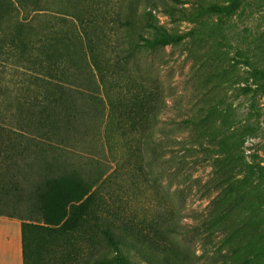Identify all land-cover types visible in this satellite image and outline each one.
Returning <instances> with one entry per match:
<instances>
[{"label":"trees","instance_id":"trees-1","mask_svg":"<svg viewBox=\"0 0 264 264\" xmlns=\"http://www.w3.org/2000/svg\"><path fill=\"white\" fill-rule=\"evenodd\" d=\"M237 2L191 13L189 20L202 28L217 17L204 35L166 29L154 1L151 10L125 21L128 47L112 57L90 41L82 52L48 38L33 47L26 32L31 28L11 20L16 33L0 35V58L22 66L14 68L21 70L11 101L15 112L11 121L5 115L0 122V201L10 198L19 215L1 209L0 215L21 221L23 264H198L192 244L217 238L226 248L219 264H264V167L245 162V138L234 137L236 128L227 134L217 127L226 113L221 100L208 96L217 88H206L203 105L188 119L158 130L163 95L135 75L146 53L187 38L199 47L211 43L221 17L234 12ZM32 5L42 11L39 2ZM0 9L8 13L5 22L18 10L10 1H0ZM205 58L215 70L219 61ZM245 63L254 92H264V70ZM10 71L5 67V75ZM103 118L115 168L102 171L94 157L85 164L66 161L72 144L98 142L101 134L93 126L102 127ZM201 163L210 168L205 182L192 177ZM31 172L40 176L28 187ZM166 175L178 188L162 183ZM194 190L210 202L189 225L182 207ZM21 202L27 206L19 208Z\"/></svg>","mask_w":264,"mask_h":264},{"label":"rangeland","instance_id":"rangeland-1","mask_svg":"<svg viewBox=\"0 0 264 264\" xmlns=\"http://www.w3.org/2000/svg\"><path fill=\"white\" fill-rule=\"evenodd\" d=\"M0 1H10L12 7L18 9L9 15L7 22L5 18L8 13L0 9L2 19L0 35L5 36L7 33L9 37H12L16 32L12 31L11 20H17L31 28L26 32L27 38L31 37L33 40V47L41 48L45 38H48L51 42L54 40L53 43L62 41L63 47L82 52L86 51V45L90 41L92 46H98L106 56L112 57L114 53L121 54V51L128 47L125 21L137 19V14L141 15L144 10H151L154 1H156L154 14L159 23L169 31L187 33L196 29L205 35L211 31L214 23L217 24V17H210L208 23L202 28L189 20L190 14L198 11L200 6L224 7L232 0ZM237 1L234 12L221 17L219 28L215 32L217 35L209 39L211 43L207 42L199 47L197 46L199 42H194V45L191 39L187 38L181 45L168 46L154 53H146L142 58L140 70L135 75L142 77L145 85L156 88L163 95L164 99L161 100L163 106L160 105L163 110L159 114L158 130L172 127L171 121L179 123L188 119L193 111L203 105L202 99L199 98H204L207 93L206 88L215 86L217 88L215 92L208 96L212 95L211 99L214 97L215 101L221 100V107L226 112L223 118L218 120L217 127L222 126L227 134L236 128L234 137L245 138L241 148L245 162L264 167V92H254L256 82L250 77V69L245 63L248 60L254 66L264 70V0ZM34 2L40 3L42 11H33ZM180 12L186 14V18H183ZM205 19L204 17L203 20ZM3 47L5 51V44ZM6 49L10 48L6 47ZM205 53L219 61L215 70L208 64ZM20 66L22 65L19 61H5V56L0 58V117L2 118L0 122L2 123H5V115L8 121H11V116L15 112V101H11L21 81L19 77L21 70L14 68ZM5 67L7 72L11 70L6 75ZM215 75H219L218 78ZM248 86L252 90L243 91ZM29 88H35V85H29ZM94 94L98 96L96 86ZM9 103L11 106L5 111ZM104 122L103 118L102 127L93 126V129H99L97 131L101 134L98 142L95 141L93 144L91 141L85 142L86 144L82 142L76 147L74 144L66 145L70 146L67 153L63 154L66 161L85 164L90 157H94L99 161L102 171L111 172L115 168V161L104 142ZM113 151L114 148L111 153ZM207 165V163H201L191 169L192 177L205 182L210 173ZM30 175L27 179L28 187L40 176V174L34 175V172ZM162 183L171 184L172 190L178 188V182L171 180L168 175L163 178ZM12 191L15 192V190ZM17 195L20 193L17 192ZM209 202L210 200L194 190L182 207V213L186 215L185 222L194 225L192 219H195L197 214L204 213ZM26 206L21 202L18 207ZM0 209L9 215H19L10 198H1ZM192 245V252L200 256L198 264H219L226 251L220 238L215 239L211 244L197 241Z\"/></svg>","mask_w":264,"mask_h":264},{"label":"crops","instance_id":"crops-1","mask_svg":"<svg viewBox=\"0 0 264 264\" xmlns=\"http://www.w3.org/2000/svg\"><path fill=\"white\" fill-rule=\"evenodd\" d=\"M0 264H23L21 221L0 215Z\"/></svg>","mask_w":264,"mask_h":264}]
</instances>
